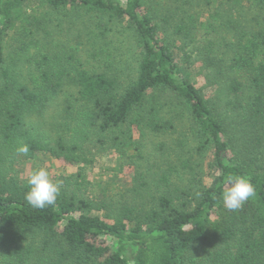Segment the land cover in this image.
<instances>
[{
  "label": "trees",
  "instance_id": "16d2710c",
  "mask_svg": "<svg viewBox=\"0 0 264 264\" xmlns=\"http://www.w3.org/2000/svg\"><path fill=\"white\" fill-rule=\"evenodd\" d=\"M250 1L247 23L220 19L227 35L204 42L216 53L201 65L208 93L176 60L152 0H0V264H264V0ZM113 24L129 32L134 62L110 70L99 61L101 70L95 57L108 51ZM168 96L188 113L197 153L212 150L208 184L174 183L186 163L162 149L156 171L136 164L117 200L86 198L66 176L55 205L27 204V179L13 172L19 158L72 165L116 155L122 166L117 154L173 128ZM228 175L255 189L235 211L223 206Z\"/></svg>",
  "mask_w": 264,
  "mask_h": 264
},
{
  "label": "rangeland",
  "instance_id": "374dc122",
  "mask_svg": "<svg viewBox=\"0 0 264 264\" xmlns=\"http://www.w3.org/2000/svg\"><path fill=\"white\" fill-rule=\"evenodd\" d=\"M198 2V5L192 6L189 0H152L150 5L153 8L152 13L157 16L156 21H158L160 28L163 27L161 31L165 40L173 47L176 60L179 62L185 61L192 81L199 88L210 93L209 88L205 85L203 74H201V65L207 55L215 56L216 53L210 49L205 50V40H216L221 38V35H227L219 26L220 19L225 21L230 18L241 17V19H244V23H247L256 12L252 8L250 0L249 2L243 1L244 4L241 3L235 8L232 7L235 1L210 0V3L207 2V4L205 0ZM161 16H166V21L160 20ZM84 18L82 16L77 20L81 23V19ZM258 19L264 22V14L259 13ZM193 21L196 23V30L190 31L189 35H187L186 28L181 34L178 32L177 28L179 26L189 27ZM209 22L215 28L208 29L206 34L204 32L205 24ZM112 27L114 31L111 29L107 33L108 46L106 47L108 51L101 53L99 50L98 58L95 57V64L101 70H104V67L102 64L98 65L99 61L108 63L110 70H117L122 68L125 63L134 62V52L130 48L131 44L128 37L129 32L120 25L113 24ZM105 44L103 47H105ZM85 48L87 49L85 55H90L95 51L91 49V45ZM218 55L220 56L219 53ZM162 96L165 101L166 94L163 93ZM167 101L168 104L163 113L166 117H173V128L164 133H148L144 137L138 152L127 150L122 155L117 154V159L123 163L122 166H118L114 162L116 155H101L94 162H79L71 165L63 160L37 154L30 159L19 158L13 166V172L21 179L26 180L31 172L44 168L49 172L53 181H61L66 176L72 177L70 180L80 184L79 189H82L86 198L104 196L105 198L117 200L120 194L126 192L132 184L136 164H141V169L148 166L150 173H153L156 171L154 164L162 161L160 151L164 149L170 162L180 164L179 159L181 158L186 163L178 166V168L180 167L178 175L183 179L173 178L174 183L191 184L194 182L189 179L193 177L197 183L202 181L208 184L213 178L212 173H214L213 169L208 166L212 157V150L209 148L206 152L197 153L194 147L195 143L192 140L191 120L188 113L171 96H168ZM176 175L177 173L173 174L174 177H177Z\"/></svg>",
  "mask_w": 264,
  "mask_h": 264
},
{
  "label": "clouds",
  "instance_id": "9594fccd",
  "mask_svg": "<svg viewBox=\"0 0 264 264\" xmlns=\"http://www.w3.org/2000/svg\"><path fill=\"white\" fill-rule=\"evenodd\" d=\"M16 152L27 155L29 147L21 144ZM62 181H53L49 172L40 168L34 170L27 178L28 191L25 193V201L33 208L44 209L55 205ZM255 195V189L249 179L244 176L228 175L226 187L222 193L223 206L229 211L241 208L251 197Z\"/></svg>",
  "mask_w": 264,
  "mask_h": 264
}]
</instances>
